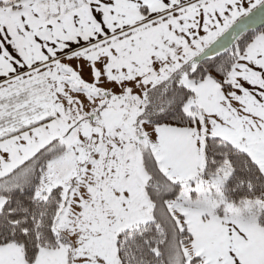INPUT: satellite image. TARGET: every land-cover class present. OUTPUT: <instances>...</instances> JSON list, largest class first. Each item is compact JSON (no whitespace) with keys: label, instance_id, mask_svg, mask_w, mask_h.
I'll return each instance as SVG.
<instances>
[{"label":"snow or ice","instance_id":"6c2138e0","mask_svg":"<svg viewBox=\"0 0 264 264\" xmlns=\"http://www.w3.org/2000/svg\"><path fill=\"white\" fill-rule=\"evenodd\" d=\"M0 264H264V0H0Z\"/></svg>","mask_w":264,"mask_h":264}]
</instances>
